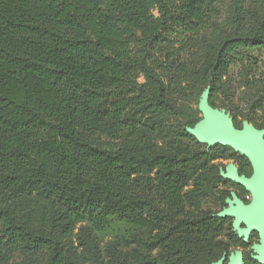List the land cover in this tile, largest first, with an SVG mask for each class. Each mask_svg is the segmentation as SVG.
I'll list each match as a JSON object with an SVG mask.
<instances>
[{"label":"trees","instance_id":"16d2710c","mask_svg":"<svg viewBox=\"0 0 264 264\" xmlns=\"http://www.w3.org/2000/svg\"><path fill=\"white\" fill-rule=\"evenodd\" d=\"M217 34L202 72L211 107L237 63H254L245 52L264 49V0H0V261L22 250L72 264L78 222H161L176 247L177 232L209 233L230 219H185L186 187L216 150L238 152L206 149L176 124L182 109L159 72L182 74L183 58ZM254 104L262 115L246 118L264 129V94ZM32 196L45 201L40 216L23 206ZM188 250L172 257L195 256Z\"/></svg>","mask_w":264,"mask_h":264},{"label":"rangeland","instance_id":"374dc122","mask_svg":"<svg viewBox=\"0 0 264 264\" xmlns=\"http://www.w3.org/2000/svg\"><path fill=\"white\" fill-rule=\"evenodd\" d=\"M219 36L220 34L211 35L203 41L200 49L183 58L187 68L182 74L175 69L159 71L182 109V114L175 118L176 124L186 128L190 137L194 136L198 142L206 145V149L209 148L208 144L199 137L204 132L205 123L201 104L205 100L208 101L210 87L203 79L202 72L208 52L217 44ZM245 55L244 60H253L254 63L248 64L246 61L245 64L237 63L236 67L223 78L222 90L216 99L217 105L213 107L216 112L231 119L238 131H244L246 123L253 124L246 118L248 115H262V112L254 111L256 107L254 103L261 94H264V49L251 50L245 52ZM138 79L142 83L146 81L142 73ZM234 116L237 117L239 125H236ZM140 128L142 139L154 138L155 134L150 128ZM261 130L264 139V129ZM215 153L216 157L185 189L187 191L185 219L190 218L192 214L200 213L208 214L212 218L230 219H215L216 225L209 233L177 232L174 236L176 247L164 243L163 237L166 236L167 229L161 227V222L158 225L160 227L154 230L138 228L118 219L104 230H98L87 222H78L74 236L68 243L69 261L72 264H215L220 261L228 264L231 256L241 252L242 264H263L257 259L259 252L256 248V245L264 242L261 232L254 229L250 235H245L242 230L248 227L246 222L237 227L235 216H222L225 210L236 205L235 197L248 206L255 202L252 191L246 189L245 193L223 181L227 179L229 169L238 173L241 169H249L250 178L256 176V169L254 165L249 167L240 157L243 155L240 152L235 156H223L224 153L220 150H216ZM23 206H27L29 211L37 216L46 211L45 201L34 196L26 199ZM162 208L163 205L159 207L160 210H163ZM178 248L189 249L188 251L193 252L195 256H190L187 260L181 255L173 258L172 254L176 256ZM0 264H46V262L43 257L34 261L24 251L13 250L5 255Z\"/></svg>","mask_w":264,"mask_h":264},{"label":"water","instance_id":"95a60500","mask_svg":"<svg viewBox=\"0 0 264 264\" xmlns=\"http://www.w3.org/2000/svg\"><path fill=\"white\" fill-rule=\"evenodd\" d=\"M201 111L205 117L203 133L199 136L202 141L212 147L215 144H223L233 148L247 156L256 169V176L250 178L241 175L237 171L229 169L226 178L234 183L240 184L255 195L253 205H246L241 199L235 197L236 205L222 213V216H235L236 226L243 222L248 224L242 231L250 235L254 229H258L264 238V139L263 130L255 125L246 123L244 131H238L231 119L216 112L213 107L204 101ZM259 252L257 259L264 264V242L256 245ZM215 264H223L221 261ZM228 264H242V253L237 252L231 256Z\"/></svg>","mask_w":264,"mask_h":264}]
</instances>
